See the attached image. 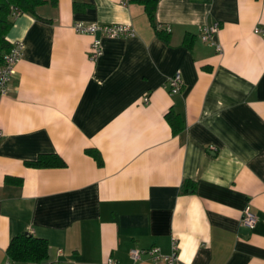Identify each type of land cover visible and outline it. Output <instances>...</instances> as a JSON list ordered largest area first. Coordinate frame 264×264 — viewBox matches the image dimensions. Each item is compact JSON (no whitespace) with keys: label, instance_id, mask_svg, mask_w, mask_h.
<instances>
[{"label":"crops","instance_id":"1","mask_svg":"<svg viewBox=\"0 0 264 264\" xmlns=\"http://www.w3.org/2000/svg\"><path fill=\"white\" fill-rule=\"evenodd\" d=\"M79 21L130 25L135 35L97 34L103 53L93 62V36L72 28ZM214 22L220 51L200 39ZM257 26L264 0H158L152 20L139 0L48 1L17 14L6 38L25 47L0 95V264H161L134 262L129 250L168 255L173 245L174 264H264ZM176 71L183 85L171 94ZM169 111L182 117L177 134ZM43 153L65 166L25 165ZM185 179L191 193L180 191ZM247 206L252 227L241 224ZM24 232L47 240L45 263L9 259Z\"/></svg>","mask_w":264,"mask_h":264},{"label":"built area","instance_id":"2","mask_svg":"<svg viewBox=\"0 0 264 264\" xmlns=\"http://www.w3.org/2000/svg\"><path fill=\"white\" fill-rule=\"evenodd\" d=\"M119 1L122 5H126L129 0ZM17 14L18 13H15L14 17L17 16ZM72 28L79 34L93 36L88 53L89 60L93 62L96 61L103 53L100 38L96 37L97 34L108 38L132 37L135 35L134 28L125 24H99L84 23L79 21L74 22ZM219 28L220 24L218 22H214L212 24L203 25L199 29L200 39L203 42H209L210 44L214 45L217 51H220L221 47L219 44L215 43L214 36L218 32ZM254 33L259 35L264 40V27H255ZM24 47L25 45L22 41H15L11 43L9 50L3 55V60L0 64V95L7 94L9 82L15 73V66L21 58ZM182 85L183 82L180 71H176L167 80V87L171 94L178 93L181 90ZM148 101V96H144L143 102L147 103ZM255 222V216L250 211L249 206H247L243 210L241 224L252 227ZM176 249V245H173V252L167 255L161 252V250L157 247H149L146 249L131 248L129 250V256L134 262L141 261L143 260L144 256H148L156 263L174 264L178 258ZM104 264H117V262L113 258L109 257L106 259Z\"/></svg>","mask_w":264,"mask_h":264},{"label":"trees","instance_id":"3","mask_svg":"<svg viewBox=\"0 0 264 264\" xmlns=\"http://www.w3.org/2000/svg\"><path fill=\"white\" fill-rule=\"evenodd\" d=\"M50 1L56 4L57 0H0V64L3 55L9 50L11 43L7 40V34L13 24L15 13H34L35 8L45 2ZM143 5L148 17L152 20L155 15L158 0H139ZM165 118L171 126L174 134L179 133L183 128L182 117L174 111L165 114ZM95 159L100 162L101 158L97 150L87 149ZM25 165L34 168L63 167L65 162L58 154L43 153L39 154L37 159L25 161ZM11 176H6L5 181L10 182ZM194 189V182L183 180L180 191L181 193H191ZM9 259L16 262L25 263H45L48 259L49 246L45 238L33 236L27 232L15 235L7 247Z\"/></svg>","mask_w":264,"mask_h":264}]
</instances>
